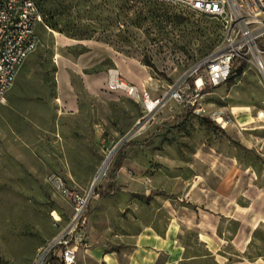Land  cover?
I'll use <instances>...</instances> for the list:
<instances>
[{
	"label": "rangeland",
	"instance_id": "1",
	"mask_svg": "<svg viewBox=\"0 0 264 264\" xmlns=\"http://www.w3.org/2000/svg\"><path fill=\"white\" fill-rule=\"evenodd\" d=\"M37 1L39 43L0 102V264H33L67 223L71 204L51 187V171L92 190L87 245L71 264H164L169 254L174 264H264L263 74L245 67L193 103L168 99L150 114L106 85L86 92L74 73L79 109L60 113L55 100L56 52L71 62L90 58L92 45L133 58L160 94L221 44L224 21L158 0ZM64 36L70 43L60 45Z\"/></svg>",
	"mask_w": 264,
	"mask_h": 264
},
{
	"label": "built area",
	"instance_id": "2",
	"mask_svg": "<svg viewBox=\"0 0 264 264\" xmlns=\"http://www.w3.org/2000/svg\"><path fill=\"white\" fill-rule=\"evenodd\" d=\"M158 1L181 3L192 11L223 20L225 32L221 44L196 61L160 94L152 95L127 80L116 66L107 68L108 89L133 97L141 104L144 113L150 114L168 99L193 103L192 94L197 95L231 76L237 77L245 67H253L264 75V0ZM42 21L43 12L37 0H0V102L5 100L19 66L37 47L36 26ZM196 109L205 110L203 106ZM211 117L222 118L221 110H212ZM105 168L101 169L103 173ZM47 180L70 202L72 211L65 226L37 250L33 264H50L55 258L62 264H71L78 248L87 245L86 211L92 190L70 186L59 171H51Z\"/></svg>",
	"mask_w": 264,
	"mask_h": 264
},
{
	"label": "crops",
	"instance_id": "3",
	"mask_svg": "<svg viewBox=\"0 0 264 264\" xmlns=\"http://www.w3.org/2000/svg\"><path fill=\"white\" fill-rule=\"evenodd\" d=\"M70 40L71 39L68 40V38L64 36L60 45L70 43ZM87 47L90 49L88 50L91 53L89 54L90 58L80 53L70 62L67 57L62 55V53L56 52L54 54L56 63L54 72V79L56 83L55 100L60 113H73L79 109L78 95L70 82L71 73L76 74L80 78L82 86L86 92L95 95L103 92V88L106 85V69L104 68L102 62L105 59L110 62L109 64L117 66L127 80L134 82L140 88L148 90V86L155 83L150 71L139 61L119 55L115 51H111L107 48L95 50L90 48L94 47L92 45H88ZM98 64V68L91 71L86 70L87 67H93ZM148 91L152 95H157V92ZM197 231L200 232L199 229H197ZM147 235L153 242L162 241L163 243H168L169 240V236H167L166 232L159 234L156 231L149 229L147 231ZM159 250H165V248H160ZM169 255L168 260H166L164 264H174L176 262L175 261L173 263L172 254Z\"/></svg>",
	"mask_w": 264,
	"mask_h": 264
},
{
	"label": "trees",
	"instance_id": "4",
	"mask_svg": "<svg viewBox=\"0 0 264 264\" xmlns=\"http://www.w3.org/2000/svg\"><path fill=\"white\" fill-rule=\"evenodd\" d=\"M38 2V1H37ZM145 63L147 65H150L152 68H154L156 71H157V68H156V65L155 63L151 60V59H146L145 60ZM233 79V76H231L228 80H232ZM206 121H208L209 123H212V121L209 119V118H205ZM129 144L128 141H124L119 149H118V154L115 158V161H114V165H113V168L114 169H118L121 165H122V160H123V154L121 153V151ZM113 190V185L110 184V186L107 188V192H111ZM50 264H62L61 260H58V259H53L51 261Z\"/></svg>",
	"mask_w": 264,
	"mask_h": 264
}]
</instances>
